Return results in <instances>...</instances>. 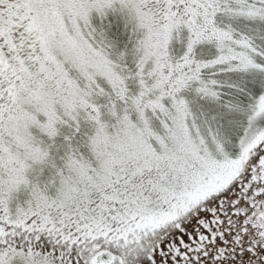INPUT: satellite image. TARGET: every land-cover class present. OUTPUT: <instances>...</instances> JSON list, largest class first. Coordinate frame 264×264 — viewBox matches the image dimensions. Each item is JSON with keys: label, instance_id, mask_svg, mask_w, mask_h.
Wrapping results in <instances>:
<instances>
[{"label": "snow or ice", "instance_id": "obj_1", "mask_svg": "<svg viewBox=\"0 0 264 264\" xmlns=\"http://www.w3.org/2000/svg\"><path fill=\"white\" fill-rule=\"evenodd\" d=\"M0 264H264V0H0Z\"/></svg>", "mask_w": 264, "mask_h": 264}]
</instances>
